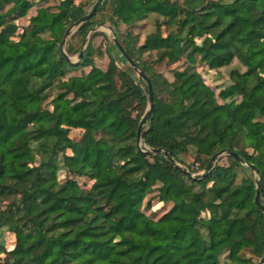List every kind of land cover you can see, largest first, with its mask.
I'll use <instances>...</instances> for the list:
<instances>
[{
	"label": "trees",
	"instance_id": "1",
	"mask_svg": "<svg viewBox=\"0 0 264 264\" xmlns=\"http://www.w3.org/2000/svg\"><path fill=\"white\" fill-rule=\"evenodd\" d=\"M48 1L0 0V264H264V0Z\"/></svg>",
	"mask_w": 264,
	"mask_h": 264
},
{
	"label": "rangeland",
	"instance_id": "2",
	"mask_svg": "<svg viewBox=\"0 0 264 264\" xmlns=\"http://www.w3.org/2000/svg\"><path fill=\"white\" fill-rule=\"evenodd\" d=\"M76 1H80V0H76ZM82 1H87L86 10L90 11L91 8L93 7V5L98 0H82ZM57 2H58V0H49L47 3H44V4H55ZM35 8L36 7L32 8L29 11V13L32 14L34 12ZM153 22H154V16H150L146 20V24L140 23V25H142V26L137 27L136 29H134L135 33H137L140 36L139 37L140 40H142L147 33L153 31V29H154L153 28ZM19 23L25 24L26 23V17L20 19ZM108 26H110V25L108 24V22H106L103 25L95 26L94 30H92L90 32V34L93 33L94 31L105 33V36L104 35H95L91 39V44L95 48V53H94V56H93L94 64L96 66L102 68V69H105L107 67V64H108V61H109L107 52L105 51V49L107 47L108 50L110 51V53L116 59L118 67H120L122 69H125L126 71L130 72L132 75H134V74L138 75L137 72L134 69L132 70V67H131L130 63L121 55V52L117 49V47L114 44L113 39H112V33H111L110 29L107 28ZM75 30H76V27H73L71 29L69 35L66 37V41H65V44H64L63 47H65L66 42L68 40H69V42L70 41H74V38H70V36ZM86 38L89 39V35H87ZM85 46H86V43H84V44L82 43L81 47L84 48ZM77 56H78V54H73V55L70 56V59L72 61H76L77 60ZM180 66H182V61H180V62H178V63H176V64H174L172 66L161 65V66L157 67V70L162 72L169 80H171L172 79L171 69L174 68V67H180ZM236 67L241 68L240 65H239V62L237 60H234L229 66L220 69L217 73L214 72V71H209V72L206 71L203 74H204V77L207 79L208 84L211 85L215 91H218L219 86L227 85L229 83V71L231 69H233V68H236ZM220 156H222V157L218 159L219 163H222V164L224 163L225 164L226 163V158L224 157L223 154L220 155ZM193 158H194V152H193V150H190L187 153V155L185 157H183V160L186 163H193V161H194ZM216 160H217V157H216ZM194 166H197V163L194 164ZM192 175H196V173L193 172ZM168 208H169V206L165 205L161 209V212L167 210ZM130 236H131V234H130ZM134 238H135V240H138V241L142 240V238H140V236H138L136 234H135ZM2 240H4V243L6 245H9L11 243V241H12V236L9 233H4L2 235V237L0 236V242ZM2 256H3V254H0V257H2Z\"/></svg>",
	"mask_w": 264,
	"mask_h": 264
},
{
	"label": "water",
	"instance_id": "3",
	"mask_svg": "<svg viewBox=\"0 0 264 264\" xmlns=\"http://www.w3.org/2000/svg\"><path fill=\"white\" fill-rule=\"evenodd\" d=\"M100 1H101V0H98V1L94 4L93 9H92L91 12H93V10L95 9V7L97 6V4H98ZM91 12L88 13V14H86V15L83 17V19H87V18H89L90 15H91ZM83 19H79V20H77V21L74 22L70 27H68V29H67L66 32L64 33L63 38H62V41H61V43H60V45H61L62 48H63V46H64V44H65L66 37L69 35L71 29H72L73 27H76V26H77V25H78ZM100 25H103V24H100ZM107 28H109L110 31H111V33H112V39H113L114 44H115L116 47L119 49V51L122 53V55H124V56L126 57L127 61H128V62L130 63V65H131L132 69H134V70L137 72L138 76L144 78V74H143V72L140 71V70L137 68V65H136V63L134 62V60H133L131 57H129V56L124 52V50H123L122 46L120 45V42H119V40H118V38H117V36H116L115 30L112 28V26H108ZM84 43H85V40H84ZM81 57H82V51H80V52L78 53L77 60L81 59ZM148 84H149V83H148ZM148 102H149L148 113H150V112H151V109H152V107H153L152 89H151L150 84H149V86H148ZM148 113H147V114H148ZM147 114H145V115L142 117V119L140 120V122H139V124H138V129H137V141H138V142H140L141 128H142L143 122H144V120H145ZM158 151H161V150H159V149H155V150H153L152 152L156 153V152H158ZM224 153H229V154H231V155H234V156L238 157L235 151H231V152H228V150L218 151V152L214 153V154L212 155V157L210 158V160H209V162H208V169L211 167V165H212L213 162L215 161L216 157H218V156H220V155H222V154H224ZM255 171H256V170H255ZM185 172L188 173V174H190V173H189L188 171H186V170H185ZM205 173H206V172H205ZM205 173H204V174H205ZM202 174H203V173H202ZM191 176H192V175H191ZM255 201H256V203H257L258 205H260V203H259V188H258V187H256ZM258 264H261V262H259Z\"/></svg>",
	"mask_w": 264,
	"mask_h": 264
},
{
	"label": "bare ground",
	"instance_id": "4",
	"mask_svg": "<svg viewBox=\"0 0 264 264\" xmlns=\"http://www.w3.org/2000/svg\"><path fill=\"white\" fill-rule=\"evenodd\" d=\"M118 49V48H117ZM119 50V49H118ZM122 54V53H121Z\"/></svg>",
	"mask_w": 264,
	"mask_h": 264
}]
</instances>
